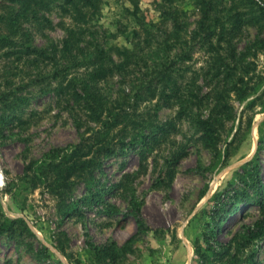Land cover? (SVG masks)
I'll return each instance as SVG.
<instances>
[{"label":"rangeland","instance_id":"374dc122","mask_svg":"<svg viewBox=\"0 0 264 264\" xmlns=\"http://www.w3.org/2000/svg\"><path fill=\"white\" fill-rule=\"evenodd\" d=\"M158 1L138 0L147 22L160 21ZM175 4L182 15L179 22L192 28L198 18L195 0ZM9 5L6 0L1 2L0 12ZM131 8L127 0H102L95 25L105 46L130 47L131 39L127 42L119 30L128 35L136 27L126 13ZM44 15L51 21L49 28L31 24L25 27L31 44L36 48H59L65 37L62 23L68 26V20L60 17L56 7ZM256 36L257 29L248 26L237 40L239 52L247 56L244 63L252 69L247 76L249 96L244 101L233 95L230 98L232 118L218 132L216 147L206 146L201 134L187 121H176V131L158 134L143 158L137 146L103 159L94 174L98 187L105 188L101 203L92 207L80 204V211L75 213L67 211L86 196L82 182L75 181L73 200L60 205L39 182L35 168L42 154L53 147L76 143L78 134L65 104L59 102L50 86L37 83L24 87L35 81L39 66L23 65L22 82L20 77L13 78L16 85L12 87H22L15 95L23 100L13 111L4 112L7 127L0 130V206L5 218L18 221L14 235H0V264H201L199 253L205 255L203 264H221L220 253L226 251L231 235L258 217L256 206H241L222 225L221 232L211 238L208 212L215 193L229 184L241 187L236 179L240 168L264 141V51L257 52ZM3 66L0 64L1 75L5 72ZM209 68L210 58L195 53L190 70L203 79ZM118 81L115 77L108 85L96 87L110 96L118 88ZM199 84L203 85L206 115L211 103L209 88L203 81ZM145 107L148 110L151 106ZM176 112L163 104L158 119H173ZM18 119L25 124L19 125ZM260 148L264 188V147ZM178 150L182 158L174 168H168L165 160ZM30 164L31 168L26 169ZM131 210H137L142 229L129 214ZM105 211L116 215L106 216ZM88 242L96 247L110 246V250L95 254ZM237 264H264V236L242 252Z\"/></svg>","mask_w":264,"mask_h":264},{"label":"trees","instance_id":"16d2710c","mask_svg":"<svg viewBox=\"0 0 264 264\" xmlns=\"http://www.w3.org/2000/svg\"><path fill=\"white\" fill-rule=\"evenodd\" d=\"M3 1L0 0V5ZM6 1L10 5L0 12V64H4L6 75L0 74V130L7 127L4 112L13 111L23 100L15 95L22 87L12 88L16 85L13 78L20 77L22 82L23 65L39 66L35 81L24 87L37 83L50 86L59 102L65 104L78 134L76 143L53 147L42 154L39 167L35 168L39 182L60 205L66 206L73 200L75 181L82 182L86 196L71 204L68 213L79 212L80 204L92 207L101 203L105 188L98 187L94 174L103 159L122 155L137 146L143 158L158 134H166L170 129L176 131V121H187L201 134L206 146L216 147L218 132L232 118L230 98L233 95L244 101L249 96L247 76L252 69L244 63L246 54L237 47L246 27L257 29L254 44L257 52L264 51V37H261L264 0H195L198 18L192 28L179 22L182 15L175 4L179 0L156 3L160 17L157 23L145 20L138 0H127L132 8L126 13L136 27L128 35L125 30H119V35L127 42L131 39L130 47H107L100 40L95 24L102 0ZM54 7L69 23L65 26L61 22L65 37L60 47H33L26 25L49 28L51 21L44 13ZM195 53L210 58V68L204 72L203 79L190 70ZM115 77L119 79L118 88L110 96L96 87L108 85ZM200 81L209 88L211 99L206 115ZM147 104L151 106L148 110ZM163 104H169L177 112L173 119L160 122L158 111ZM17 122L25 124L20 119ZM258 144L256 153L241 166L236 177L241 187L229 184L216 192L208 212L212 224L210 235L214 239L229 216L241 206L258 208L257 219L249 225L243 224L231 235L226 251L220 253L221 264L239 263L242 252L264 236V188L259 155L264 141ZM182 156L181 150L171 153L165 160L168 168H174ZM30 168L31 164L26 167ZM105 207L114 209L111 205ZM104 213L116 215L111 211ZM129 214L135 218L138 229H142L137 210ZM17 223L5 218L0 206V235H14ZM88 245L98 255L110 250V246L96 247L91 242ZM204 257L199 253L201 264Z\"/></svg>","mask_w":264,"mask_h":264}]
</instances>
